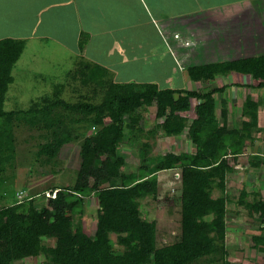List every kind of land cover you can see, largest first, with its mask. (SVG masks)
I'll return each mask as SVG.
<instances>
[{"label":"trees","instance_id":"trees-1","mask_svg":"<svg viewBox=\"0 0 264 264\" xmlns=\"http://www.w3.org/2000/svg\"><path fill=\"white\" fill-rule=\"evenodd\" d=\"M82 39L81 49L86 43ZM23 51V40L0 39V201L7 202L0 208V264L41 256L45 264H231L226 182L235 169L229 160L245 154L247 141L254 143L257 133L264 137L258 122L259 102L248 96L242 112L247 120L241 127L229 128L227 109H221L222 125L216 112L217 94L224 87L205 91L117 81L109 68L82 56L74 70L65 72L59 82L54 80L58 84L50 94L40 96L27 109L12 105L7 109L15 65ZM232 72L257 81L254 89L264 88V56L188 68L196 82H210ZM75 94L78 100L64 98ZM192 100L198 101L197 117L188 125L189 119L181 114L192 109ZM152 104L157 106V121L148 129L142 109ZM186 128L195 153L152 154L149 140L176 137ZM26 129L39 132L44 141L41 152L48 161L57 159L65 146L83 140L74 184L48 190L49 196L56 192L48 207L38 204L37 196L18 200L23 188L9 185L14 174L4 176L12 161L3 141L15 140ZM123 144L138 151L141 165L135 171L126 169L131 164L119 153ZM252 156V167L264 165V155ZM172 170L181 172V231L174 241L159 244L158 222L147 219L141 206L157 198L158 173ZM3 185L7 189L1 191ZM215 190L221 195L214 197ZM246 196L243 191L240 203L263 229L262 235L253 237L255 247H264V197L248 202ZM91 197L97 198L99 207L95 232L88 234L83 218Z\"/></svg>","mask_w":264,"mask_h":264},{"label":"crops","instance_id":"crops-1","mask_svg":"<svg viewBox=\"0 0 264 264\" xmlns=\"http://www.w3.org/2000/svg\"><path fill=\"white\" fill-rule=\"evenodd\" d=\"M183 4L178 0H0V29L4 23L12 30L0 39L23 40L24 51L15 65L16 70L35 69L34 64L39 59L37 52H41L34 47L35 40L48 43L52 38L64 36L69 41L60 48L79 59L83 56L87 61L102 64L114 72L117 81L123 82L137 81L131 77L128 80L120 78L127 56V66L139 60L146 65L150 60L159 59L160 67L169 57L173 73L188 83L186 88L179 89L207 91L232 87L234 91L224 90L220 92L224 97L217 96L221 108L227 109L228 117L231 115L228 109L230 98L234 104L243 99L241 104H244L245 97L250 96L259 102V111L264 112L261 108L264 88L254 89L259 84L250 76L232 72L217 75L210 82H196L188 73V68L193 66L264 56V0H187L181 10ZM201 23L204 25L202 30L196 26ZM51 33L59 35L51 36ZM180 33L189 37L194 34L195 37L190 38L192 41L185 46L198 51L204 49L214 62H186L180 54ZM82 35L87 36L83 49L80 47ZM98 38L103 42L98 44ZM51 65L59 69L58 63L51 62ZM140 70L147 72L150 67L146 65ZM38 71L45 72L40 68ZM227 81L232 85L224 84ZM143 82L159 86L157 74L155 79ZM170 82L166 88L175 89ZM240 88L242 92L238 91ZM242 112L239 109V113Z\"/></svg>","mask_w":264,"mask_h":264},{"label":"rangeland","instance_id":"rangeland-1","mask_svg":"<svg viewBox=\"0 0 264 264\" xmlns=\"http://www.w3.org/2000/svg\"><path fill=\"white\" fill-rule=\"evenodd\" d=\"M178 1L185 3L181 9L184 10L183 8H185L184 6H186L187 0ZM5 3H7V1ZM0 18L2 17L0 16ZM196 26L202 30L201 26L204 25L201 23ZM0 30H2L0 31V36H3L4 33L10 34V32H12L8 24L4 23L1 25ZM58 35L59 34L51 33V36ZM141 35L142 32L140 36ZM193 35L189 37V35L186 36L185 34L180 33V54L183 59H185L186 62L188 60L193 64L207 62L208 60H213L214 62V58L209 57L208 53H206L204 49L198 51L185 46L192 41L190 38L195 37ZM82 37L87 36L82 35ZM82 40L84 41V38ZM35 41L34 47L41 50V52H37L36 55V57H39L34 64L36 71L35 69H28L26 71L22 69L14 70L16 80L10 88L8 97L12 98V102L7 104V109L11 108V105L13 109H27L35 101H37L40 96L50 94L55 85L58 84L57 82H59V78L62 77L65 72L67 74L72 69H75L74 67L77 57L69 54V52L64 51L65 49L59 47L66 43L68 44L69 40L64 36L61 39L52 38L51 41L48 40V43L45 41L37 42L40 40ZM102 42L103 40L98 38L97 43L100 44ZM106 42L108 43L109 41ZM232 43L233 42L231 41L230 44ZM183 45L185 47H183ZM46 48H50L47 53L44 52L47 51ZM132 48L135 47L133 46ZM184 50H188L187 53H185ZM127 58L129 57H126L124 62L125 64L122 65L124 69L121 68V79L124 77L128 80V78L131 77L136 79L138 82H143V80L155 79L157 74L158 84L162 88H166V86L169 85V81H171L170 85L172 88L175 89L186 88V85H188V83L183 81L181 76L179 77V74L173 73V63L170 61L169 57L164 59L162 67H160L161 61H159V59L146 62V65L150 67V70L147 72L140 70L146 66L144 63H141L140 60L130 63L127 66ZM51 62L58 63L59 69L52 66ZM154 63H156V66ZM130 67L133 68L130 69ZM39 68L45 70V72L39 73ZM224 84H229V82H224ZM224 90L225 92H228L232 91L233 88L229 87ZM238 91L242 92V89L240 88ZM219 95L223 96L221 94H217V96ZM261 96L264 97V94ZM64 98L72 101L75 99L78 100V95L75 94L72 98L70 95H64ZM229 98L227 97L226 99ZM246 98L247 97H245V100ZM242 100L243 99L237 101L236 104L233 103L232 98L228 101L230 103V105L228 104L229 114L231 115L230 117L227 116L229 120L226 119V123L229 128L241 127L242 123L247 120V117L241 115L242 113H239V109H242L243 111V104H241ZM192 105V109L189 112L181 114V116L189 119L188 125L197 117L195 107L198 106V101L192 102ZM221 106L222 105L218 103L216 109L220 125L224 122L221 117ZM144 107L145 108L142 109V116L145 118L144 121H147V128L149 129L152 128L157 121V106L152 104L151 106ZM261 108L264 110V102L261 104ZM144 121H141V123L143 124ZM160 121H162V119ZM258 122L259 126L264 128V112H258ZM90 134L91 132H88L87 135ZM255 137L254 143L250 144V142L247 141L245 154L238 157L237 160H233V158L229 160L231 166L235 169L234 173L229 175L226 182V194L228 195L227 206L229 209V231L226 241L229 251L228 259L231 264H264V247H255V242L253 241L254 236H260L263 233V229L261 230L260 228V221L255 216L249 215L248 209H246L245 205L239 201L243 191L247 192L246 200L248 202H252L256 198L260 199V197H264V165L259 168L251 166L253 153H260L264 155L263 133H257ZM5 141H3V148L6 156L9 157L12 162L10 163V166L5 169L6 172L4 173V176L11 177L12 174H14L15 178L13 180L11 178L9 179V185L15 184L13 185L14 189L23 188L24 192L19 193L17 196L18 200L22 201L25 197L37 196V203L44 204V207H48L49 199L51 197L49 196L48 190L67 187L74 184L76 171H78L80 167V147L83 140L65 146L59 157L57 159H53L52 161H48V156L46 154H42L43 152H41V144L44 143V141L40 138L39 132H29V130L26 129L16 134L15 140L8 141L6 143ZM147 141L145 139L141 141V143H138V145H142V143H146ZM147 143H150V145L153 146L152 154L158 156H162L164 153L169 152L175 154H192L196 152L195 146L189 137L188 128H186L179 136H161L160 139H156L154 141L149 140ZM119 153L120 155H126L128 162L131 164V166L127 165V171L132 172L137 170L138 166L140 167L141 160L136 149L123 144L119 148ZM180 175V170L159 172L157 198L142 202L141 208L143 215L150 221L156 220L158 222L159 244L174 241L175 237L178 236L181 231ZM18 182L21 185H18L17 187L16 185ZM6 189L7 186L3 185L1 191ZM9 191L11 196V188ZM51 195L52 197L56 196V192L53 191ZM220 195L221 192L219 190L214 191V197H218ZM6 205L7 202L5 200L0 201V208ZM98 207L97 198L91 197V199L87 201L86 213L83 218V226L88 234L95 232ZM45 242L48 245L54 244V240H46ZM45 262V257L41 256L38 258H27L25 260L16 261L14 264H45Z\"/></svg>","mask_w":264,"mask_h":264},{"label":"clouds","instance_id":"clouds-1","mask_svg":"<svg viewBox=\"0 0 264 264\" xmlns=\"http://www.w3.org/2000/svg\"><path fill=\"white\" fill-rule=\"evenodd\" d=\"M54 197H55V196H53V197L51 196V198H54Z\"/></svg>","mask_w":264,"mask_h":264}]
</instances>
